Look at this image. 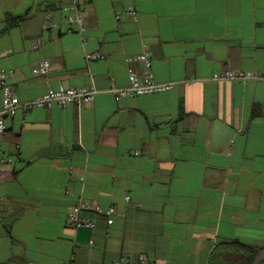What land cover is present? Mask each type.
Wrapping results in <instances>:
<instances>
[{"label": "crops", "instance_id": "obj_1", "mask_svg": "<svg viewBox=\"0 0 264 264\" xmlns=\"http://www.w3.org/2000/svg\"><path fill=\"white\" fill-rule=\"evenodd\" d=\"M68 3L0 0V69H14L20 99L60 84L103 90L80 107L6 118L0 144L15 161L0 174V264H104L141 253L208 264L239 256L233 240L262 248L264 0H81L86 46L64 29ZM128 5L138 22L115 18ZM48 14L61 26L45 30ZM143 44L155 78L174 87L117 102L109 89L127 85L129 66L142 72L126 58ZM86 51L105 58L87 61ZM41 58L52 64L47 77L32 73ZM224 69L262 78L210 79ZM80 193L117 209L112 224L83 210L95 221L92 244L65 224Z\"/></svg>", "mask_w": 264, "mask_h": 264}, {"label": "built area", "instance_id": "obj_2", "mask_svg": "<svg viewBox=\"0 0 264 264\" xmlns=\"http://www.w3.org/2000/svg\"><path fill=\"white\" fill-rule=\"evenodd\" d=\"M65 12L64 15V29L67 32H76L81 39L83 46L87 45L88 38L86 36V25L83 17V7L81 0H69V3L63 7ZM115 18L120 19L122 17L130 18L134 22L139 21V12L134 5H128L126 7L117 8L115 10ZM60 27V24L53 22L51 15L48 14L47 21L44 24V29L49 27ZM43 46V40L39 39L34 49L36 51L41 50ZM105 55L100 51H86L85 59L87 61L103 59ZM126 62L131 64L133 62H140L143 66L142 72L136 71L134 68L129 66L128 68V83L121 87H112L109 91L113 94L115 100L120 102L124 98L155 94L170 91L175 84V81H158L155 78L152 69V57L150 52L146 49V45L143 44V50L133 56H128ZM51 62L47 58H41L38 64L32 68V73L47 77L51 71ZM14 74L13 68H1L0 69V90L2 94L1 107H0V137L7 130L6 118L13 117L19 112H28L36 108H51L57 105L61 108L69 104H76L82 106L84 104L92 102L96 95L103 90L96 86L94 82H91L88 86L83 87H68L64 84H60L57 87H48L47 90L41 95L32 99H20L16 92L13 84L11 83V77ZM260 75L246 70L241 69H224L222 71L213 72L210 76L211 80H234L243 81L247 79H260ZM25 120V119H23ZM233 139L229 140L227 146V154L231 155ZM15 161L13 155H9L4 152L0 144V174L8 170ZM74 168H69V174H73ZM79 180L83 184L85 181V173L79 175ZM126 201L129 200V196L125 197ZM92 209L95 212L102 214L106 217L108 224H112L114 221V215L117 212L115 205H109L106 207L96 205L91 206L87 204L80 193L78 200L75 204L69 207L65 224L68 227L77 229L79 227L93 228L95 221L90 216L83 214V210ZM92 239L89 240V244H92ZM104 264H162L156 260L148 258L145 254L141 253L138 255L136 260H132L127 255H122L118 259L104 263Z\"/></svg>", "mask_w": 264, "mask_h": 264}, {"label": "trees", "instance_id": "obj_3", "mask_svg": "<svg viewBox=\"0 0 264 264\" xmlns=\"http://www.w3.org/2000/svg\"><path fill=\"white\" fill-rule=\"evenodd\" d=\"M231 243L238 247H242L243 252L235 259L226 261L222 260L217 262L216 260L211 258L208 264H253L254 258L259 250V247L246 245L239 242L238 240H233ZM258 264H264V256L261 258Z\"/></svg>", "mask_w": 264, "mask_h": 264}, {"label": "water", "instance_id": "obj_4", "mask_svg": "<svg viewBox=\"0 0 264 264\" xmlns=\"http://www.w3.org/2000/svg\"><path fill=\"white\" fill-rule=\"evenodd\" d=\"M92 229L89 227H79L75 232V240L79 243H89L91 239ZM264 256V246L260 248L254 258L253 264H258L261 258Z\"/></svg>", "mask_w": 264, "mask_h": 264}]
</instances>
